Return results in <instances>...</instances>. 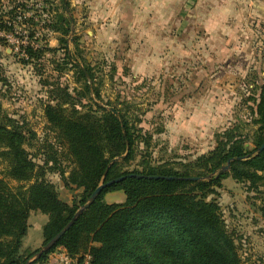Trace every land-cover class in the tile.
Here are the masks:
<instances>
[{"label":"rangeland","instance_id":"374dc122","mask_svg":"<svg viewBox=\"0 0 264 264\" xmlns=\"http://www.w3.org/2000/svg\"><path fill=\"white\" fill-rule=\"evenodd\" d=\"M129 1L69 0L66 14L61 0H0L3 110L27 122L43 140L48 134L45 107L57 104L58 88L90 105L75 64L62 65L69 51L72 63L94 69L102 105L128 102L151 137L149 147L143 150L141 144V155L121 169L194 164L216 148L218 135L231 129L248 137L246 148L254 149L256 100L264 89V0ZM55 13L71 18L69 32L58 30L63 26L59 21L51 26ZM27 47L39 51L30 64L23 63L29 61ZM29 151L37 155V144ZM4 170L0 165V176ZM47 178L60 198L72 195L70 204L81 193L65 188L57 173ZM217 191L244 264H264V232L251 229L261 221L254 216H264V203L255 198L260 195L231 176ZM106 201L124 202L125 194H111ZM35 212L42 215L34 211L31 218V213L32 229L21 247L25 256L45 244L49 219L43 214L48 220L40 234Z\"/></svg>","mask_w":264,"mask_h":264},{"label":"trees","instance_id":"16d2710c","mask_svg":"<svg viewBox=\"0 0 264 264\" xmlns=\"http://www.w3.org/2000/svg\"><path fill=\"white\" fill-rule=\"evenodd\" d=\"M65 1L61 3L67 14ZM65 13H55L50 23L56 27L59 21L63 26L58 30L69 32L73 21ZM38 53L27 47L29 61L23 63L30 64ZM71 58L68 51L62 65L75 64L85 82L83 95L91 98V104L58 88L57 104L45 107L48 134L43 140L0 103V165H5L0 176V264H27L39 251L29 256L21 252L32 212L48 216L43 229L47 244L103 180L108 184L120 178L124 179L107 185L57 245L32 264H46L60 249L75 264H244L237 238L215 197L222 181L231 176L258 193L255 198L264 203V151L259 152L264 145V89L256 100L254 149L246 148L248 137L231 129L218 135L216 148L194 164L177 168L148 163L142 169L126 170L121 166L141 155L140 145L143 150L150 145L142 117L126 101L102 105L94 69L72 63ZM34 143L42 163L29 151ZM230 160L229 171L221 172ZM48 173H57L65 188L81 190L72 204L61 200ZM120 192L125 194L124 202L106 201Z\"/></svg>","mask_w":264,"mask_h":264},{"label":"water","instance_id":"95a60500","mask_svg":"<svg viewBox=\"0 0 264 264\" xmlns=\"http://www.w3.org/2000/svg\"><path fill=\"white\" fill-rule=\"evenodd\" d=\"M65 6H66V11L68 13L69 9H68L67 1H65ZM112 111L116 114L117 117L119 116V114L116 112V110L112 109ZM263 151H264V145L259 149V152H263ZM231 162H232V160L229 161L228 165L226 167H224L221 172L229 171L230 166H231ZM138 177L143 178L144 176H138ZM148 178H150V179H158V177H148ZM123 179L124 178H120V179H117L115 181H111L108 184H106L105 180H103L102 183L100 184V186L93 192V194L91 195L89 200L78 210V212L75 214V216L73 217L71 222L60 233H58L51 241H49L41 249H39V251L35 253L33 259H31L27 264H32L36 260L40 259L43 254L48 253L49 251H51L57 245V243L62 239V237L70 230V228L74 225V223L77 221V219L87 209H89L94 204V202L100 196V194L102 193L104 188L107 185H111V184L120 182ZM193 180H195V179H193Z\"/></svg>","mask_w":264,"mask_h":264},{"label":"crops","instance_id":"0c3cea01","mask_svg":"<svg viewBox=\"0 0 264 264\" xmlns=\"http://www.w3.org/2000/svg\"><path fill=\"white\" fill-rule=\"evenodd\" d=\"M126 1H128V0H126ZM127 4H129V5H135L134 4V0H130L129 2H127ZM71 198H72V195H71L70 199H67V200L65 199L64 200L63 198H61V200H63L64 202L70 204ZM113 203H117V202H113ZM120 203H122V202H120ZM34 216L36 218H39L38 221H37V225H40V226H38V228H40V234H41L42 233V228L46 224V222H47L48 219L43 214L40 215V213H36V212L34 213ZM32 217H33V213H32L31 218ZM254 217L256 218L255 220H257V217H259L261 221L258 224H256V228L255 227H251V229L254 228L255 234H258V233L260 234L261 233L260 235H263L262 233L264 232V217L261 216V215L260 216L259 215H255ZM31 229L32 228L29 229V233L31 232ZM256 231H259V232H256ZM250 234L252 235L254 233H250ZM52 256H55V258L51 259V261L49 259V261L46 264H69V263L70 264H73V260L68 257L66 251L63 250V249L58 250L56 253L52 254ZM260 256H261L260 258H264V253H262V255H260Z\"/></svg>","mask_w":264,"mask_h":264}]
</instances>
